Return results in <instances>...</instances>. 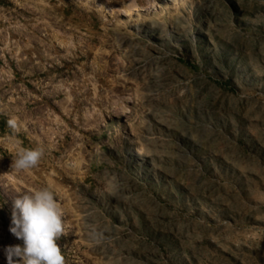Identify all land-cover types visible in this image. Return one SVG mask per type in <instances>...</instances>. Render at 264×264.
Instances as JSON below:
<instances>
[{
    "label": "rangeland",
    "instance_id": "1",
    "mask_svg": "<svg viewBox=\"0 0 264 264\" xmlns=\"http://www.w3.org/2000/svg\"><path fill=\"white\" fill-rule=\"evenodd\" d=\"M0 114V264L43 187L65 264H264V0H0Z\"/></svg>",
    "mask_w": 264,
    "mask_h": 264
},
{
    "label": "clouds",
    "instance_id": "2",
    "mask_svg": "<svg viewBox=\"0 0 264 264\" xmlns=\"http://www.w3.org/2000/svg\"><path fill=\"white\" fill-rule=\"evenodd\" d=\"M7 124L12 130L7 139L14 153L10 167L17 173L38 167L43 147H24L18 136L21 130L18 120L11 118ZM16 191L9 231L23 244L5 247L7 264H65L58 243L66 234L64 212L54 192L48 187Z\"/></svg>",
    "mask_w": 264,
    "mask_h": 264
},
{
    "label": "trees",
    "instance_id": "3",
    "mask_svg": "<svg viewBox=\"0 0 264 264\" xmlns=\"http://www.w3.org/2000/svg\"><path fill=\"white\" fill-rule=\"evenodd\" d=\"M8 119L5 115L0 114V129L3 132V129L8 128Z\"/></svg>",
    "mask_w": 264,
    "mask_h": 264
},
{
    "label": "bare ground",
    "instance_id": "4",
    "mask_svg": "<svg viewBox=\"0 0 264 264\" xmlns=\"http://www.w3.org/2000/svg\"><path fill=\"white\" fill-rule=\"evenodd\" d=\"M70 210L73 211V210H74V207L71 206ZM81 220H83V218H81ZM84 220H85V219H84Z\"/></svg>",
    "mask_w": 264,
    "mask_h": 264
}]
</instances>
